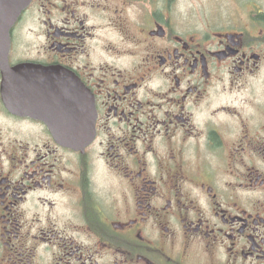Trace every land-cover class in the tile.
<instances>
[{"label":"flooded vegetation","instance_id":"obj_1","mask_svg":"<svg viewBox=\"0 0 264 264\" xmlns=\"http://www.w3.org/2000/svg\"><path fill=\"white\" fill-rule=\"evenodd\" d=\"M235 2L0 0V264H264V4Z\"/></svg>","mask_w":264,"mask_h":264},{"label":"rangeland","instance_id":"obj_2","mask_svg":"<svg viewBox=\"0 0 264 264\" xmlns=\"http://www.w3.org/2000/svg\"><path fill=\"white\" fill-rule=\"evenodd\" d=\"M264 4V0H261ZM194 12L201 13L209 20L216 22L219 14H228L239 7L235 0H193Z\"/></svg>","mask_w":264,"mask_h":264},{"label":"water","instance_id":"obj_3","mask_svg":"<svg viewBox=\"0 0 264 264\" xmlns=\"http://www.w3.org/2000/svg\"><path fill=\"white\" fill-rule=\"evenodd\" d=\"M94 123L91 125L85 121L82 120V122L76 126L73 125H65V136L63 139L65 140V143H68V145H75L76 143H86L90 136V130H93ZM71 131V135L69 132Z\"/></svg>","mask_w":264,"mask_h":264}]
</instances>
